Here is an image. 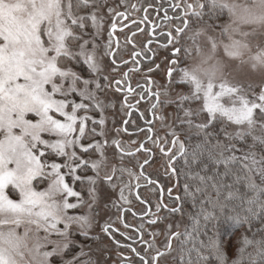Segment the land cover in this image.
Wrapping results in <instances>:
<instances>
[{"label":"snow or ice","instance_id":"1","mask_svg":"<svg viewBox=\"0 0 264 264\" xmlns=\"http://www.w3.org/2000/svg\"><path fill=\"white\" fill-rule=\"evenodd\" d=\"M154 3L164 20L179 22L163 33L164 47L172 46L173 57H179L182 51L185 56L190 54L189 49L175 45L192 23L202 22L213 28L209 21L224 10L244 23H264V0H245L243 4L235 0ZM131 7L137 9L135 4ZM150 8L152 3L141 6L146 14ZM101 10L114 11L107 0H0V264H97L91 249L85 251V245L76 243L74 237L79 234L95 239L89 231L93 215H99L97 185L101 179L116 194L115 199L106 194L104 207L111 204L121 218L130 211L125 205L131 203L133 191L142 187V179L160 193L157 203L141 215L148 217L150 226L167 221L161 246L155 244L160 233H149L152 240H144L143 224L137 229L143 253L114 241L128 247L140 264H159L165 256L172 258V264H205V249L212 250L217 264H226L218 239L221 218L240 226L246 224L249 230L253 221H260L257 232H264V88L249 93L231 83L219 62L205 68L211 56L190 68L169 67V84L185 85L188 91L165 102L159 97L169 96L167 88L163 93H152L156 98L151 105L154 114L162 103L176 106L175 123L167 125L165 136L149 135L153 147L140 143L134 151L116 138L110 142L98 139L105 136L104 112L110 107L100 97L113 83L118 90L122 83L103 74L96 55L103 48V57H111L112 70H117L111 36L107 43L100 44ZM204 31L198 29L188 38L195 44ZM222 32L228 38L224 48L229 56H239L248 47L250 33L232 25L223 26ZM209 39L215 52L217 41ZM251 60L254 67L264 66V49ZM170 63L176 65L179 60ZM153 70L147 69L149 73ZM174 72L179 75L175 81ZM124 75L127 77V73ZM139 95L142 100L148 92L141 88ZM158 118L165 120L163 115ZM109 144L115 163L101 178V170L108 168L105 148ZM155 149L163 158L161 168L166 178L174 181L166 189L167 203L165 187L146 172L155 162ZM138 153H145L142 161L136 158ZM126 160H135L134 168L139 171L128 167ZM42 184L47 187L39 188ZM13 193L18 198H13ZM136 199H141L138 192ZM85 207L87 212L81 213L79 210ZM70 210L77 214H69ZM175 217L180 219L173 220ZM185 219L191 227L185 225L181 232ZM113 224L105 222L102 231L114 239L119 229ZM21 227L23 234L18 231ZM125 227L129 225L125 223ZM33 230L44 233L43 242L38 239L29 248L26 241ZM209 230L212 236H208ZM53 235L59 239L50 240ZM202 236L208 237L207 242ZM48 244H52L51 250H47ZM242 244L241 254L249 245L254 248L249 264H257L258 260L264 264V237L257 240L244 236ZM121 264L134 261L121 254Z\"/></svg>","mask_w":264,"mask_h":264},{"label":"flooded vegetation","instance_id":"2","mask_svg":"<svg viewBox=\"0 0 264 264\" xmlns=\"http://www.w3.org/2000/svg\"><path fill=\"white\" fill-rule=\"evenodd\" d=\"M107 3L109 6H112V9H114L115 4L119 5V9L117 11L114 10L112 14L111 18H113V24L109 29L112 50L116 53V67L121 70V74L115 79L122 82L119 86V90L114 83L112 84V87L115 92L119 93L121 96L118 101L127 108V115L121 125V129L119 128L118 130L122 131L128 137L142 135L138 140L136 147L132 149L133 151L140 143L145 142L148 147L151 148L153 146L147 139L149 135L164 137L165 135H163L159 129H163V127L166 126L164 125V122L166 121L167 116L172 115V112L168 110L169 108H173L176 112L175 104L162 103L154 114L151 105L156 103V98L152 96V93H163L167 88L170 94V88L174 85L177 88L182 87L186 90L183 91V93L188 91V88L185 85H178L175 83L170 85L167 78V70L169 67L176 68L177 70L188 67L189 59L192 54V40L188 37L192 35V30L198 22L192 23L188 31L180 38L179 44L175 45L176 47L189 49L190 54L185 56V53L182 51L179 54V57H173L171 55L172 46L167 48L164 47L166 37L163 33L171 30L179 22L173 21L169 23L164 20L163 12L161 11L159 14L157 13L154 0H107ZM149 3L153 4V8H150L146 14L141 10V6L143 5V7H147ZM133 4L137 6L136 10L132 9L131 5ZM125 5H127V7H125ZM165 7H167V3H165ZM117 13H124V15H117ZM146 15L147 19L145 18ZM169 15L171 16L172 13L169 12ZM204 18H207V16ZM215 19H217V17L214 18V20ZM215 21L217 23L219 22V19ZM173 35H175L174 32ZM150 40L151 43H149ZM134 52L139 53L140 55L134 56ZM111 59V57L108 58L109 63ZM173 59H178L179 63L172 65L170 61ZM124 61H127L126 65L124 64ZM156 65H159L160 67L156 69ZM109 66H111V64H109ZM149 67L154 69L151 73L147 71ZM124 73H127V77H125ZM177 79H179L178 72H174L173 80L175 81ZM129 87H131L132 91H128ZM141 88L148 92V95L142 100L139 95ZM116 98L117 97L115 96V99ZM159 99L161 102H165L168 100H175L176 98L173 99L172 95L167 97L161 95ZM137 101H139V103H137ZM161 115L165 117L164 121H161L158 118ZM127 120L128 122L125 124V121ZM134 120L137 122L136 127H132L131 125V122ZM149 129H151V132H149ZM181 136V139L184 140L185 138H183V135ZM168 139L170 140L171 137H168ZM154 152L155 162L152 166L155 165V168L150 170L149 167H147L146 172L151 174L153 178H158L159 183L165 187L164 202L167 203L166 189L172 187L174 181L167 179L161 168L163 158L161 157L159 150L155 149ZM136 158L142 161L145 158V153H138ZM129 165L134 168L135 160L129 163ZM136 169L139 171L138 168ZM140 183L142 187L133 191L131 203L125 205L126 208H130V211L124 212L122 218L121 214L117 213L116 215L110 216L105 221H113V227L119 229L118 232L114 233V239L106 235L102 231V227L101 230H99V233L96 236H93L95 239H91L92 244L98 246L102 250L103 257L106 259L105 262L108 261L110 264L112 262H115L114 264H121V254H123V256L131 258V260L134 261V264H140L138 257H136L128 247H120L114 241H119L120 245H132L136 247L138 251L143 253L144 246L139 242L140 233L137 231L141 224L144 225V240H152V236L149 235V233H160L155 239L156 246L160 247L165 239L164 230L167 221L150 226L148 224V217L146 215H141L145 213L146 209H149L157 203L160 193L155 190L154 187L148 186L143 179ZM177 191L179 192L180 189H177ZM137 192L141 198L140 200L136 199ZM176 194L177 192L173 193V195ZM141 201H150V203H143ZM161 215H164V213H161ZM172 219L179 220L180 218L175 217ZM125 223L129 225V227L126 228ZM173 230L176 229L174 228ZM121 233H124L125 235H121ZM80 237L82 241L85 240V237L81 235ZM126 237H132L133 239H126ZM158 240L159 243L157 244ZM173 246H176L175 241L173 242ZM100 249L97 251H100ZM151 254L152 253H150V255ZM172 255L174 256V253ZM166 258L172 261L171 257L165 256L161 257L159 264H166V262L164 263ZM94 259H97L96 255L94 256ZM169 264H171V262H169Z\"/></svg>","mask_w":264,"mask_h":264},{"label":"rangeland","instance_id":"3","mask_svg":"<svg viewBox=\"0 0 264 264\" xmlns=\"http://www.w3.org/2000/svg\"><path fill=\"white\" fill-rule=\"evenodd\" d=\"M236 3L243 4L245 0H235ZM112 7V6H110ZM119 9V5H114V10L117 11ZM114 12V11H113ZM113 12H108L107 10H101L98 15L102 16L103 19L101 21V39L100 44L103 45L107 43V38L110 36L109 29L111 25L113 24V18L112 14ZM219 19V22L216 23V21L213 19L209 21V23L213 24V28H207L206 25L202 22L196 23L194 29L192 30V33L195 32L198 29H205L203 34H201L197 39L195 44H193L192 41V54L189 59L188 67H192L194 65H197L201 62L203 57L211 56L212 59L208 61L207 64L204 65L205 68H210L213 64H216L219 62V64L223 67V75L224 77L229 80L231 83L237 84L241 86L243 89L251 93L252 91H255L256 93H259L261 88H264V66L256 65L253 66V61L251 60V56L255 55L257 51L264 49V23H244L239 17L233 18L231 17L227 10H225V13L218 15L217 17ZM233 19L235 20V24H233ZM205 21H208V17L204 18ZM232 25L233 27H238L240 32H247L250 33V35L247 37V43L248 47L242 50V54L239 56H229L227 52L225 51L224 45L228 43V38L225 34L222 32L223 26ZM214 38L217 41L218 47L216 48L215 52L212 51L211 48V42L209 38ZM112 42V41H111ZM197 47L199 48V52H197ZM98 60L101 63V67L103 69V74L107 75L109 80H112L113 78L119 77L121 74V70L117 69L116 71L112 70V67L109 66V57H103V48L99 49L96 53ZM103 57V58H102ZM186 91L182 87H176L175 85L170 88V96L172 95L173 99L176 98V94ZM115 96L117 97L115 99ZM106 104H109L110 107L104 112V116L106 117V124L104 126L105 136L104 137H97L98 139H106L107 141H111L113 138L118 139L119 141H122L128 148L134 149L136 145L138 144V140L142 135L135 136V137H128L125 135L122 131H119L118 129H121V125L127 115V108L123 106L118 100L121 98L119 93H116L113 87L111 86L110 89L107 90V92L100 97ZM195 106V105H193ZM168 111H171V116H167L166 121L164 122L163 129L161 130V133L165 135L169 128L168 125H173L175 123V117L177 115V111L175 112L173 108H169ZM31 118V116H29ZM132 127L137 126V122L134 120L131 122ZM160 126V125H159ZM259 135L260 133L257 132ZM182 137V136H181ZM184 138V136H183ZM113 148L110 146H107L105 148V154L108 160V168L102 169L100 172L101 178H103L105 171L111 170V167L115 161L112 157ZM97 157H93V159H96ZM126 165L128 167H131L129 165V162L125 161ZM155 166V165H154ZM151 166L149 167L150 170H153L155 167ZM134 170L137 171L136 168ZM89 175H93L94 173L89 172ZM134 183V181H133ZM47 187V184L39 185V188ZM98 194L100 195V200L97 202L96 209L99 211V215H93V226L91 230L89 231V236L93 237L96 236L99 233V230H101V227L105 223V221L113 215H116L117 210L115 208L111 207V204L107 208L104 207V204L107 203L106 194H109L112 199H115L116 194L112 193L111 190L103 183V179H101L98 182ZM80 185L77 187L79 190ZM84 196L85 199H87V190H84ZM13 198H18L14 193L12 194ZM130 200L132 201L131 197ZM81 213L87 212V208H83L79 210ZM69 214H77L75 210H70ZM183 229L182 225L180 226L179 231ZM21 234L24 232V228L21 227L18 230ZM78 232V229L76 230ZM44 233H36L34 230L30 233L26 243L29 248L33 247L37 240L39 239L41 242H43ZM52 241H57L59 238L55 235L49 237ZM74 240L78 244L85 245V251H89L91 249L92 258L94 259V256H97V264H100V261H103L104 264H110V262H105L106 259L103 257L102 250L98 247L92 244L91 239H85L81 240V237L79 234L75 235ZM159 243V240L157 244ZM52 244L47 245V250H51ZM100 251H97L98 249ZM95 251V252H94ZM95 253V254H94ZM103 257V258H102ZM27 259V258H26ZM169 264V262L172 261L166 260L164 263ZM115 262H112L111 264H114Z\"/></svg>","mask_w":264,"mask_h":264},{"label":"trees","instance_id":"4","mask_svg":"<svg viewBox=\"0 0 264 264\" xmlns=\"http://www.w3.org/2000/svg\"><path fill=\"white\" fill-rule=\"evenodd\" d=\"M225 13V10L222 12ZM219 13L218 15L222 14ZM218 19V18H217ZM215 19V20H217ZM185 138V136H184ZM251 142V141H249ZM181 183H183V178H181ZM79 184H77V187ZM243 191V188H242ZM251 195V193H249ZM188 207V206H186ZM183 229L181 232L185 230V225L191 227V222L185 219L181 223ZM260 228V221H253L251 230H249L248 225H236L231 221H226L224 218H221L219 222V241L221 245V251L224 253L226 258V264H234V262H238V264H249V254H254V248L252 245H249L243 254L240 253L239 249L243 246L242 239L244 236H247L249 239H261L264 237V232H257V229ZM213 233L211 230L208 232V236H212ZM201 239H204L207 242L208 237L202 236ZM204 254L208 256L205 264H217L215 259V254L211 249H205ZM175 256V253H174ZM259 264V260L257 261Z\"/></svg>","mask_w":264,"mask_h":264},{"label":"water","instance_id":"5","mask_svg":"<svg viewBox=\"0 0 264 264\" xmlns=\"http://www.w3.org/2000/svg\"><path fill=\"white\" fill-rule=\"evenodd\" d=\"M128 121V120H127Z\"/></svg>","mask_w":264,"mask_h":264}]
</instances>
